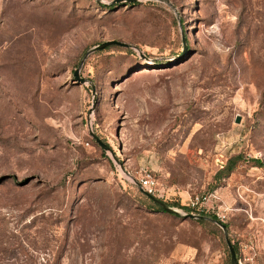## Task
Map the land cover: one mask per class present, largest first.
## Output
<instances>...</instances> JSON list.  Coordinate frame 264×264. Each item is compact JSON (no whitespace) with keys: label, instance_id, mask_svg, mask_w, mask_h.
Returning a JSON list of instances; mask_svg holds the SVG:
<instances>
[{"label":"rangeland","instance_id":"obj_1","mask_svg":"<svg viewBox=\"0 0 264 264\" xmlns=\"http://www.w3.org/2000/svg\"><path fill=\"white\" fill-rule=\"evenodd\" d=\"M106 40L130 46L75 80ZM255 159L264 0H0V264H231L222 229L161 210L143 169L226 224L237 264H264Z\"/></svg>","mask_w":264,"mask_h":264},{"label":"water","instance_id":"obj_2","mask_svg":"<svg viewBox=\"0 0 264 264\" xmlns=\"http://www.w3.org/2000/svg\"><path fill=\"white\" fill-rule=\"evenodd\" d=\"M116 1H119V2H135V1H139V0H116ZM184 39H183V43H184ZM109 45H118V46H124V47H128L130 46L129 44L127 43H124V42H121V41H117V40H106V41H103L97 45H95L94 47H92L90 50H88L83 59L80 61V64L78 66L77 69H75L74 73H73V76H74V79L79 81L80 83H85V79L80 77L79 76V68L84 60V58L91 52H94V51H97V50H101V49H104L105 47L109 46ZM91 87H92V94H94V85L91 84ZM92 107H94V103L92 104ZM240 121V119L237 117L235 119V122L238 123ZM91 136L95 139V141L103 148V149H109V146L107 144H105L104 142H102L99 137L97 135H95L92 130L90 129L89 130ZM141 192L146 195L149 199H151L154 203H156L158 206H160L162 208V210L164 211H167L169 213H173V214H178L179 212L173 208V207H170L167 203H165L164 201H162L161 199L157 198V197H154L150 194H147L146 192H144L143 190H141ZM185 217L187 218H191V219H199V218H204V219H207V220H210L212 221L213 223H215L216 225H218L223 233H224V238H225V242L227 244V247H228V250H229V254H230V260H231V264H237V260H236V253H235V250L233 248V245L228 237V233H227V226L225 223L217 220V219H213V218H210V217H207V216H202V215H197V214H193V213H186L184 214Z\"/></svg>","mask_w":264,"mask_h":264},{"label":"built area","instance_id":"obj_3","mask_svg":"<svg viewBox=\"0 0 264 264\" xmlns=\"http://www.w3.org/2000/svg\"><path fill=\"white\" fill-rule=\"evenodd\" d=\"M131 177V175H130ZM128 178V180L132 181L131 178ZM137 185L140 188V190H143L147 194H150L154 197H161L162 189L160 187L159 181L155 177V175L147 169H143L139 172V175L137 177Z\"/></svg>","mask_w":264,"mask_h":264},{"label":"trees","instance_id":"obj_4","mask_svg":"<svg viewBox=\"0 0 264 264\" xmlns=\"http://www.w3.org/2000/svg\"><path fill=\"white\" fill-rule=\"evenodd\" d=\"M110 46V45H109ZM108 47V46H107ZM106 48V47H105ZM234 158H237V157H234ZM229 159L228 161H227V163L225 164V166L218 172V177L221 175V174H223V173H229V172H231L232 171V169L234 168V166H235V159ZM255 163L256 164H258V166H260V167H264V165H263V163H261L260 162V160H258V159H255ZM154 203V202H153ZM166 203V202H165ZM155 205H157L156 203H154ZM170 207H179V208H181V209H183L185 212H187V213H191L192 212V210L190 209V207H188V206H183V205H178V204H168ZM158 206V205H157ZM161 210H162V208L160 207V206H158ZM164 211V210H163ZM202 216H204V215H202ZM208 217H210V218H213V219H217V220H219L215 215H210V216H208ZM204 220H206V219H203V218H199V221H204ZM213 223V222H212ZM233 248H234V250H235V253H236V251H237V249H236V247L235 246H233ZM231 261V260H230Z\"/></svg>","mask_w":264,"mask_h":264}]
</instances>
